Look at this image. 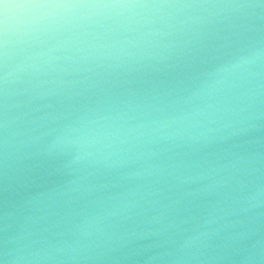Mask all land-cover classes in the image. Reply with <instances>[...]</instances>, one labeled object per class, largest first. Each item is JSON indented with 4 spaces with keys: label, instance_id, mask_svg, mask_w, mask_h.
Instances as JSON below:
<instances>
[{
    "label": "clouds",
    "instance_id": "clouds-1",
    "mask_svg": "<svg viewBox=\"0 0 264 264\" xmlns=\"http://www.w3.org/2000/svg\"><path fill=\"white\" fill-rule=\"evenodd\" d=\"M0 264H264V0H0Z\"/></svg>",
    "mask_w": 264,
    "mask_h": 264
}]
</instances>
